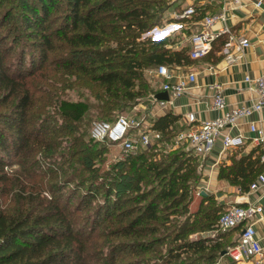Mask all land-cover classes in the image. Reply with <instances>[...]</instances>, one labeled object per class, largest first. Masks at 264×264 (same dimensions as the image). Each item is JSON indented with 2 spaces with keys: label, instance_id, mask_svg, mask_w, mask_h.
<instances>
[{
  "label": "trees",
  "instance_id": "trees-1",
  "mask_svg": "<svg viewBox=\"0 0 264 264\" xmlns=\"http://www.w3.org/2000/svg\"><path fill=\"white\" fill-rule=\"evenodd\" d=\"M175 3L0 0V264H236L223 251L239 227L204 235L218 229L222 206L208 195L190 210L201 156L166 150L185 128L179 115L155 118L160 140L107 169L106 147L117 144L87 135L91 111L113 121L158 93L148 71L194 62L170 38L146 36L173 22ZM194 6L190 20L201 21ZM227 43L217 38L208 55ZM73 88L95 104L62 98ZM240 152L218 178L247 192L263 163L261 152Z\"/></svg>",
  "mask_w": 264,
  "mask_h": 264
},
{
  "label": "built area",
  "instance_id": "built-area-1",
  "mask_svg": "<svg viewBox=\"0 0 264 264\" xmlns=\"http://www.w3.org/2000/svg\"><path fill=\"white\" fill-rule=\"evenodd\" d=\"M257 5L260 6L261 2H258ZM240 6H242V0H232L228 5L223 6L220 12L206 15L201 20L200 30L192 33L189 38L188 56L191 60L204 59L211 51L214 41L221 36L228 37V43L221 51L225 66H234L241 60L251 43L249 39L234 34L226 24L227 9ZM196 12V6L190 5L173 11L171 19L179 24L184 20L191 19L196 15ZM218 24H221V27L214 29ZM179 68L181 67L162 65L151 71L155 78L162 80L161 90L169 93V101L156 100V94L149 96V99L161 110L168 107L171 99L175 100L184 96L190 86L197 82L196 72L178 73ZM244 82L248 89L256 94L254 102L247 106L228 108L226 98L221 91V85L218 83L211 85V89L216 90L213 96V109L220 111L221 115L197 124V114L195 112L186 113L184 115L185 128L176 134L174 144L170 147L177 149L185 146L201 157L211 154L217 143L221 145L222 154L240 149L246 143V138L240 133L232 134V130L237 129L241 122L264 108V75L256 78L248 75ZM143 121L142 118L134 125L124 114H120L113 121H95L90 129V137L97 142L109 141L117 144L121 157L125 158L139 147H147L160 140V133L152 128L153 124L150 122L146 125ZM250 132L254 133L251 137L254 144L262 145L264 143L263 129L257 127L255 123H251ZM262 160L264 161V155ZM260 189H264L263 174L250 184L248 191L256 192ZM262 218L263 207L260 204L228 205L219 218L218 229L214 230L211 236L214 237L219 232L224 233L239 227V236L234 244L227 247L226 253L236 264L253 260L257 264L262 263L264 262V252L254 226Z\"/></svg>",
  "mask_w": 264,
  "mask_h": 264
},
{
  "label": "crops",
  "instance_id": "crops-1",
  "mask_svg": "<svg viewBox=\"0 0 264 264\" xmlns=\"http://www.w3.org/2000/svg\"><path fill=\"white\" fill-rule=\"evenodd\" d=\"M232 0H176L168 16L175 11V6L186 8L196 4L205 10V15L218 13L223 6L228 5ZM258 2L261 5L258 6ZM226 24L231 31L241 37L249 39L251 46L246 49L241 60L234 66L226 67L223 63L222 49L211 52L205 59L194 61L191 65L181 67L178 73H188L190 71L197 73L196 84L190 86L188 92L178 98L171 99V103L164 110H161L149 98L144 102L148 106L145 111L146 117L150 122L165 112H172L180 116L179 124L184 126V115L189 112H195L198 117L197 124L201 121L214 119L221 115L220 111L213 109V96L216 90L211 89V85L218 83L221 85L222 94L228 103V108L237 106H247L256 100V94L248 89L244 80L246 76L252 78L264 75V0H242V6L227 9ZM200 22L184 20L181 23L169 22L163 26L154 28L148 35H153L154 39L170 38L175 49L189 48V38L192 33L200 30ZM221 27L218 24L214 29ZM227 37V36H225ZM221 57L220 61H215ZM212 67V69H210ZM158 93L161 92L162 80L156 78ZM255 123L257 127L264 130V108L259 112L252 114L245 121L241 122L237 129L232 130V134H242L246 138V143L239 149L240 154H248L255 151V155L261 152V162L263 168L260 174L264 175V143L256 145L251 141L254 133L250 132V124ZM231 153V152H230ZM230 153H221V145L217 143L213 152L208 156L201 157V166L199 171L202 173V179L197 187L198 194L202 196L211 195L216 202L222 206L223 210L231 204L247 206L249 204H260L263 207V218L255 223L257 237L264 252V189L256 192H242L238 186L230 185L225 180H219V167L221 164H230ZM205 193V194H203ZM197 201H194L193 204ZM201 200L197 203L194 211L197 210ZM193 209V208H192ZM214 231V230H213ZM212 230L204 233L211 236ZM239 232L233 233L231 238L237 240ZM242 264H257L256 261H249ZM264 264V262L259 263Z\"/></svg>",
  "mask_w": 264,
  "mask_h": 264
},
{
  "label": "rangeland",
  "instance_id": "rangeland-1",
  "mask_svg": "<svg viewBox=\"0 0 264 264\" xmlns=\"http://www.w3.org/2000/svg\"><path fill=\"white\" fill-rule=\"evenodd\" d=\"M180 9H183V8H180ZM168 17H170V16H168ZM148 34L146 36L154 37L153 35H148ZM147 77H149V79H152L153 82L155 83V81H156L155 79L156 78L154 77V75L152 74L151 71H148L147 72ZM53 90H55V89H53ZM61 96H62V98L68 99L70 101H84L85 100L86 102L90 103L91 105H94L95 104L94 99L89 94V91H87L85 89H78V88L67 89V90L66 89H63ZM147 108H148V106L144 105V102L141 101L136 106L128 107L127 109H125L120 114L126 115L129 118L130 122L132 124H134V125H136V123L139 122V120L143 118L144 119L143 123H146V125H147V124L150 123L149 118H147L146 117V114H145V111L147 110ZM88 119L90 120L89 123H88V125H87V131H88L87 132V135L89 137V134L88 133L90 131V128H91L92 124L95 121H101V120H99V118H97L92 111L88 115ZM55 120H56L55 123H52L51 124V127L52 128L57 127V126L61 125V123H62L59 120L58 117H56ZM106 148H107V156L104 159V161H102V164H101V167L103 169H107L112 163H114L116 161H119V160H121V159L124 158V157H121L120 148L118 146L117 147L107 146ZM170 149H171V147L169 145L166 146V150L167 151L170 150ZM135 151H137V150H135ZM60 161H61V159H59V162ZM78 195L79 194H77V196ZM193 196H194V199H197V201H195V203L193 204V207H192L193 209L190 206V210L191 211H194L195 207L197 206V203L202 198V195L198 194L197 190L194 192ZM72 205H75V202H73ZM202 235H203V233H202ZM197 236H199L198 233H195V234L192 235L193 238L194 237H197Z\"/></svg>",
  "mask_w": 264,
  "mask_h": 264
},
{
  "label": "water",
  "instance_id": "water-1",
  "mask_svg": "<svg viewBox=\"0 0 264 264\" xmlns=\"http://www.w3.org/2000/svg\"><path fill=\"white\" fill-rule=\"evenodd\" d=\"M156 100L158 101H169V93L167 91H161L155 95ZM205 194V193H203ZM223 254H226V251H223Z\"/></svg>",
  "mask_w": 264,
  "mask_h": 264
}]
</instances>
